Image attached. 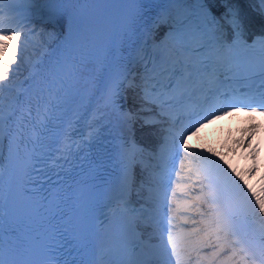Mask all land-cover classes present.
Here are the masks:
<instances>
[{
	"label": "snow or ice",
	"instance_id": "1",
	"mask_svg": "<svg viewBox=\"0 0 264 264\" xmlns=\"http://www.w3.org/2000/svg\"><path fill=\"white\" fill-rule=\"evenodd\" d=\"M219 2L223 9L214 12L213 0H7L12 21L64 20V34L61 38L49 33L58 43L47 74L34 80L24 97L13 95L17 85L0 87V94L9 92L6 106L0 95V264H60L57 249L66 236L86 247L97 228L108 237L102 251L113 258L107 264H161V254H167L169 246L176 264H181L182 251L189 262L195 255L196 264L203 259L208 264H229L237 249L241 255L251 253L245 260L264 264V224L255 233L250 231L257 208L264 213V195L249 196L216 161L202 169L207 193L196 196L209 205L212 219L206 221L205 212L197 207L200 219H193V224L204 227L179 237L170 215L181 209L173 207L176 190L166 181H171L177 161L183 167L185 138L227 115L228 109H264V35L249 42L240 9L233 0ZM259 3L264 5V0ZM4 5L0 0V33L18 32L19 27H2ZM98 5H116L119 13L103 28L93 14ZM152 12V23L146 26ZM161 26L166 31L157 40ZM27 46L26 40L25 50ZM100 77L101 107L87 133L74 137L71 124L58 113L74 107L82 88ZM7 78L6 71L0 75ZM128 89L139 99L137 112L121 109ZM103 120L118 130L115 135L109 128V136H104ZM137 120L161 126L156 149L136 143L132 125ZM93 145L100 149L99 159H94L95 166L89 165L86 178L61 184L64 166ZM38 148L55 152L57 182L48 190L34 191L31 175ZM109 165L116 179L106 198L107 182L102 177ZM133 192L138 207L131 200ZM165 236L161 250L154 240L163 241ZM178 239L183 244L180 250ZM205 248L210 255L201 257Z\"/></svg>",
	"mask_w": 264,
	"mask_h": 264
},
{
	"label": "bare ground",
	"instance_id": "2",
	"mask_svg": "<svg viewBox=\"0 0 264 264\" xmlns=\"http://www.w3.org/2000/svg\"><path fill=\"white\" fill-rule=\"evenodd\" d=\"M32 32L33 31L31 30L26 33H21V35H19L18 37L12 40L10 39L7 42H3L0 45V75H2V73L6 71L8 73V78L6 80H11L13 77L16 78L17 75L22 72V69L33 63V61L37 59L43 52V48L53 40L49 33H53L54 31L45 30L40 35H33ZM26 40L28 46L25 50ZM5 45L7 47H5ZM17 69H19V71H17ZM6 80L0 79V82ZM246 133V131H242L241 135L243 136ZM221 138V130H218L215 135L210 134L207 136V138L202 137L198 139L197 142H195L192 146L190 145L187 147V154L185 158L186 163L184 165V168L182 169V174L179 177V182L183 186L180 188L181 193L184 194L185 190L186 197L189 198L190 196L188 190L192 191L195 188H198L199 184L202 182L200 180L201 174L197 169L199 156L208 145L219 147V141L221 140ZM220 146L226 149V157L231 151H234L231 138L227 143ZM196 203L200 204V202L198 201H196Z\"/></svg>",
	"mask_w": 264,
	"mask_h": 264
}]
</instances>
